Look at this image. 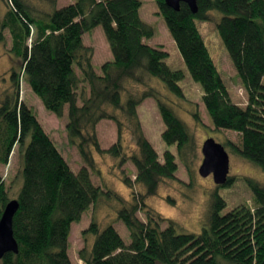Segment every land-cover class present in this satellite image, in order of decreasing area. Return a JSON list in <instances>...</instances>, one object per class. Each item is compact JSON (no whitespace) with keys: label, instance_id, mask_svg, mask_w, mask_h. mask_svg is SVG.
Segmentation results:
<instances>
[{"label":"trees","instance_id":"obj_1","mask_svg":"<svg viewBox=\"0 0 264 264\" xmlns=\"http://www.w3.org/2000/svg\"><path fill=\"white\" fill-rule=\"evenodd\" d=\"M2 1L6 10L0 17V31L7 29L10 34L9 52L17 68L10 69L8 87L0 93V164L8 163L15 146L20 148L21 180L12 218L18 251L4 254L0 264H78L67 253L70 225L102 198L122 203L116 220L127 229L130 242L125 244L112 224L101 228L92 218L82 231L92 237L91 243L77 252L83 264H264V185L253 178H243L252 207L241 204L223 212L226 203L217 189L230 185L232 177L217 185L199 233L177 232L171 221L160 228L150 215L146 222L135 215L144 204L143 196L154 195L159 182L174 179L177 169L175 154L164 149L160 162L143 135L136 112L142 100L155 101L164 124L161 140L166 146L174 145L187 171L195 156L194 138L166 97L169 93L183 98L179 86L183 72L166 64V51L146 43L154 30L140 17L142 1L75 0L57 8L56 0H38L50 6L42 16L26 0ZM154 2L186 71L201 88V101L214 129L240 136L239 145L230 141L223 145L264 174V0H197L194 14L184 3L175 11L163 0ZM209 12L220 15L216 30L246 92L244 107L231 101L199 33L197 21H208ZM96 26L101 27L112 56L99 66V73L92 63L93 50L82 39ZM152 79L162 84L165 96L149 86ZM21 80L56 117L66 108L67 139L83 161L77 171L19 98ZM134 86L143 90L133 89L134 93ZM192 116L199 120L197 113ZM103 119L117 127V141L108 149L99 147L95 134L96 124ZM125 123L137 149L127 157L119 143ZM93 151L119 162L130 160L135 177L120 180L130 190L135 184L142 186L143 195L136 199L132 192L133 199L127 203L115 191L94 185L90 179ZM9 200L0 177V215Z\"/></svg>","mask_w":264,"mask_h":264},{"label":"rangeland","instance_id":"obj_2","mask_svg":"<svg viewBox=\"0 0 264 264\" xmlns=\"http://www.w3.org/2000/svg\"><path fill=\"white\" fill-rule=\"evenodd\" d=\"M75 0H56L57 8L73 3ZM142 4L139 14L142 20L148 23L154 30V35L150 39H146V43L152 47L161 48L167 52L166 64L171 69H179L183 72V78L179 82L182 90L183 98H177L169 93L166 94L169 105L173 108L175 114L187 125V128L195 141V156L191 162V171L182 165L176 156L174 145L166 146L161 140V132L164 124L159 115L155 101L152 98L142 100L136 107L137 117L141 126V130L145 138L149 141L158 155V160L162 162V152L169 149L175 154L177 169L174 173V179H163L159 182L154 195L143 196V205L135 213L136 217L142 221H147L150 215L152 221H156L160 228L168 225L169 221L173 222L177 232L187 231L191 233H199L204 221V216L210 194L217 188L212 180V176L201 177L198 174V167L202 161L201 145L206 138H213L221 145L230 141L236 145L240 143V136L237 132L231 130L214 129L201 101L202 91L200 86L195 83L189 76L184 66L183 60L164 24L163 18L158 13L154 0H141ZM27 4L32 8L33 12L38 16H42L49 11L50 6L46 2L38 0H26ZM6 10L5 3L0 0V17ZM210 13V12H209ZM220 15L216 12L209 14L208 21H197L199 33L209 50V53L216 65L220 76L227 87L230 99L233 103L240 107L246 105V92L238 79L228 54L224 48L216 30V19ZM0 93L7 89L10 82V69L17 68V62L9 52L11 46V37L7 29L0 31ZM83 44L92 48V63L94 69L99 73V66L107 60L111 59V53L108 43L103 35L100 26H96L92 30L85 32L82 36ZM78 72V71H77ZM152 79L149 86L157 88L165 93L161 88L160 82ZM87 90L85 83H82ZM141 92L142 87L131 88V91ZM163 96H165L163 94ZM19 98L32 109L38 122L48 134L52 142L60 150L70 168L77 171L83 166V161L78 155L75 147L71 145L67 139L65 124L67 121L66 108L60 117H56L51 112L44 109L40 100L33 94L24 80L20 81ZM197 113L199 120H195L192 116ZM119 116L120 120L125 121ZM128 122V121H126ZM95 134L97 142L101 149H108L116 143L117 127L116 124L109 119L100 120L95 126ZM119 143L124 153L123 157L130 156L137 152L133 137L128 129L127 123L121 128L119 134ZM228 153L229 168L228 177H232V182L228 186H221L217 189V193L224 199L226 207L223 212L230 210L238 205H246L252 207V196L249 188L243 181L244 177H250L264 185V174L255 165L231 154L228 147L224 146ZM94 169L90 172L92 183L100 188L111 189L115 191L124 202H131L133 192L136 199L143 195L142 186L135 184L133 189H128L120 180L122 176L131 180L135 177V167L128 159L119 162L118 158H114L108 154H97L93 151ZM20 167L21 156L20 148L15 146L11 152L8 163L0 164V177L4 181V185L10 199L16 197L20 185ZM123 202V204H124ZM121 202L107 200L102 198L96 206H90L80 216L78 222L70 225L67 253L72 263L83 264L78 259L77 252L83 246H89L92 237L89 234L83 235L82 231L87 228L90 220L94 218L101 228L110 223L118 232L124 243H129V234L121 221L116 220V211L121 207Z\"/></svg>","mask_w":264,"mask_h":264},{"label":"water","instance_id":"obj_3","mask_svg":"<svg viewBox=\"0 0 264 264\" xmlns=\"http://www.w3.org/2000/svg\"><path fill=\"white\" fill-rule=\"evenodd\" d=\"M165 5L177 11L180 3L188 6L191 13L197 12V0H163ZM202 161L197 169L201 177L212 176L215 185H224L228 179L229 157L223 145L213 138H206L201 145ZM16 199L9 200L0 215V260L6 253L16 254L17 243L12 232V218L17 211Z\"/></svg>","mask_w":264,"mask_h":264}]
</instances>
